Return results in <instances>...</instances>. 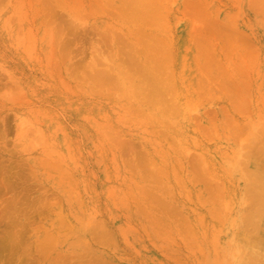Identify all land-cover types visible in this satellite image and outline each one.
Wrapping results in <instances>:
<instances>
[{
  "label": "rangeland",
  "instance_id": "374dc122",
  "mask_svg": "<svg viewBox=\"0 0 264 264\" xmlns=\"http://www.w3.org/2000/svg\"><path fill=\"white\" fill-rule=\"evenodd\" d=\"M0 264H264V0H0Z\"/></svg>",
  "mask_w": 264,
  "mask_h": 264
},
{
  "label": "bare ground",
  "instance_id": "6f19581e",
  "mask_svg": "<svg viewBox=\"0 0 264 264\" xmlns=\"http://www.w3.org/2000/svg\"><path fill=\"white\" fill-rule=\"evenodd\" d=\"M250 263V262H249Z\"/></svg>",
  "mask_w": 264,
  "mask_h": 264
}]
</instances>
